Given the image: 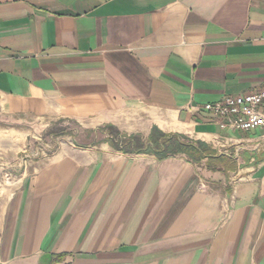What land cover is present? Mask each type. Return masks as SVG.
<instances>
[{
    "label": "crops",
    "instance_id": "1",
    "mask_svg": "<svg viewBox=\"0 0 264 264\" xmlns=\"http://www.w3.org/2000/svg\"><path fill=\"white\" fill-rule=\"evenodd\" d=\"M262 86L264 0H0V142L91 119L211 153L68 145L4 188L0 264H264V127L204 107Z\"/></svg>",
    "mask_w": 264,
    "mask_h": 264
},
{
    "label": "rangeland",
    "instance_id": "2",
    "mask_svg": "<svg viewBox=\"0 0 264 264\" xmlns=\"http://www.w3.org/2000/svg\"><path fill=\"white\" fill-rule=\"evenodd\" d=\"M12 127L21 133L15 131L6 133L0 142V201L1 196L5 194L4 188L7 189L16 176L25 171L32 172L50 158L66 152L68 145L85 147L108 142L115 150L126 154H139L143 152L132 149L133 138L145 141L150 136L145 138L139 134H128L116 124H97L96 120L91 119L76 121L29 118L24 122L13 123ZM180 136L184 138L182 141L192 143L203 152H210L208 146L203 147L190 137Z\"/></svg>",
    "mask_w": 264,
    "mask_h": 264
},
{
    "label": "built area",
    "instance_id": "3",
    "mask_svg": "<svg viewBox=\"0 0 264 264\" xmlns=\"http://www.w3.org/2000/svg\"><path fill=\"white\" fill-rule=\"evenodd\" d=\"M204 107L222 129L231 132L256 130L264 127V86L248 94L227 96Z\"/></svg>",
    "mask_w": 264,
    "mask_h": 264
},
{
    "label": "trees",
    "instance_id": "4",
    "mask_svg": "<svg viewBox=\"0 0 264 264\" xmlns=\"http://www.w3.org/2000/svg\"><path fill=\"white\" fill-rule=\"evenodd\" d=\"M182 136L174 133L165 134L158 129H154L148 140L133 138L132 149L137 152H145L156 155L158 158H166L177 154H187L192 161H199L204 156L210 155V152H203L192 143L182 141ZM203 147L205 145L201 142Z\"/></svg>",
    "mask_w": 264,
    "mask_h": 264
}]
</instances>
